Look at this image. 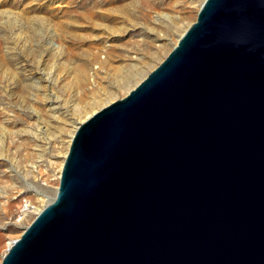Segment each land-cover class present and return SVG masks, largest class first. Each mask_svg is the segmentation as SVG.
I'll use <instances>...</instances> for the list:
<instances>
[{
  "label": "water",
  "instance_id": "1",
  "mask_svg": "<svg viewBox=\"0 0 264 264\" xmlns=\"http://www.w3.org/2000/svg\"><path fill=\"white\" fill-rule=\"evenodd\" d=\"M1 264H264V0H205L78 127L55 199Z\"/></svg>",
  "mask_w": 264,
  "mask_h": 264
},
{
  "label": "rangeland",
  "instance_id": "2",
  "mask_svg": "<svg viewBox=\"0 0 264 264\" xmlns=\"http://www.w3.org/2000/svg\"><path fill=\"white\" fill-rule=\"evenodd\" d=\"M204 1L0 0V264L55 199L81 120L153 72Z\"/></svg>",
  "mask_w": 264,
  "mask_h": 264
},
{
  "label": "bare ground",
  "instance_id": "3",
  "mask_svg": "<svg viewBox=\"0 0 264 264\" xmlns=\"http://www.w3.org/2000/svg\"><path fill=\"white\" fill-rule=\"evenodd\" d=\"M204 3V2H203ZM201 8V7H200ZM200 11V10H199ZM171 34V33H170ZM136 76V74L134 73V71H132V72H130V73H128L125 77H123V79L119 82V84H118V86H119V88H123V87H126L130 82H131V80H133V77H135ZM122 78V77H121ZM106 95V94H105ZM105 98V97H104ZM97 101V100H96ZM108 101V100H107ZM97 103V102H96ZM92 105V104H91ZM100 105V104H99ZM108 105V104H107ZM94 106V105H93ZM92 107V106H91ZM100 108H102V107H100ZM100 110V109H99ZM85 112V111H84ZM83 112V113H84ZM86 113V115H87V111L85 112ZM96 113V112H95ZM95 113H92V114H88L87 116H85L82 120H81V122L80 123H84L86 120H88L93 114H95ZM77 117V116H76ZM78 129V128H77ZM77 131V130H76ZM76 133V132H75ZM75 133L73 132V134H71V138L69 139V141H68V149H70V146H71V142H72V139H73V135H75ZM66 150V149H65ZM68 150L67 151H65L64 153L65 154H63V156H64V158L65 157H67V155H68ZM65 160H66V158H65ZM64 160H63V162H61V163H59L58 165V176H57V179L59 180V178L61 177V173H62V169H63V166H64ZM57 192H58V190H57ZM57 195V194H56ZM15 242V241H14ZM14 242H10V243H8L7 244V248L6 249H10L11 248V246L13 245V243ZM7 250V251H8ZM7 253V252H6Z\"/></svg>",
  "mask_w": 264,
  "mask_h": 264
}]
</instances>
